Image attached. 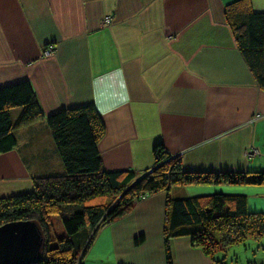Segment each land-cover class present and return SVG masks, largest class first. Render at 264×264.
Instances as JSON below:
<instances>
[{
	"label": "crops",
	"instance_id": "obj_1",
	"mask_svg": "<svg viewBox=\"0 0 264 264\" xmlns=\"http://www.w3.org/2000/svg\"><path fill=\"white\" fill-rule=\"evenodd\" d=\"M237 1L0 0V88L29 83L45 117L94 106L104 126L97 150L106 173L152 169L159 142L184 172H264V90L224 19ZM248 1L264 15V0ZM50 47L54 53L44 57ZM37 125L52 140L44 120L21 135ZM18 131L16 147L0 155V199L32 193L35 179L55 176L54 165L64 174L55 146L56 159L45 161V148L20 144ZM245 150L258 155L247 158ZM167 195L239 197L248 214L264 215V186L172 187L102 227L82 264H165ZM169 245L172 264H212L188 238Z\"/></svg>",
	"mask_w": 264,
	"mask_h": 264
},
{
	"label": "trees",
	"instance_id": "obj_2",
	"mask_svg": "<svg viewBox=\"0 0 264 264\" xmlns=\"http://www.w3.org/2000/svg\"><path fill=\"white\" fill-rule=\"evenodd\" d=\"M224 19L240 55L264 90V15L254 14L248 0H239L225 8ZM15 109H21V113L13 121L11 111ZM41 120L50 130L64 175L35 179L32 193L0 199V226L34 221L42 231L44 244L37 264H74L78 251L74 239L88 231L91 235L86 236L82 264L102 227L127 215L136 201L160 191L168 192L177 186H264V172H184L179 157L170 156L160 142L152 149V169L143 173H106L97 150L104 126L94 106L61 109L45 117L27 82L0 88V155L16 147L15 130ZM109 195L117 200L106 202ZM245 204V199L239 197L215 195L172 200L167 195L163 227L165 264H172L169 242L177 238H188L191 246L209 257L212 264H225L224 260L214 259L216 241L210 240L209 234L205 238V228L217 231V243H225L222 248L248 238H264V215L248 214ZM206 244L213 249L211 252Z\"/></svg>",
	"mask_w": 264,
	"mask_h": 264
},
{
	"label": "rangeland",
	"instance_id": "obj_3",
	"mask_svg": "<svg viewBox=\"0 0 264 264\" xmlns=\"http://www.w3.org/2000/svg\"><path fill=\"white\" fill-rule=\"evenodd\" d=\"M20 113H21V109L12 110L11 111L12 120L14 121L19 116ZM33 128L34 129H32V131L37 130V132H32L29 136L21 135V134H25V131L22 130L21 128L19 129V131L16 133V136L20 144H22V142H25V140H30L29 144L31 145V147L41 146L45 148L44 150L45 152L44 151H42L41 153L39 152L41 155H45L46 157L45 161L51 162L55 160L57 153L54 147L55 145H53L52 140L50 139L48 140V137L43 132H40L41 130L39 129L40 127H38V125L37 127H33ZM28 132H31V131H28ZM48 144H51V146H47ZM23 148L24 146H22V150ZM246 152L247 150H245L244 152L245 157H247L245 154ZM29 162L31 165V160ZM41 166H43V163H41ZM53 168L54 170H52L50 174L55 175L54 177L56 176L59 177V176L64 175V174H59L60 169L58 165L57 166L54 165ZM112 196L113 195L107 196L106 202L117 200V198H111ZM214 224H216V221ZM205 230H206L205 238L207 237V234H209L210 240L212 239L216 241L215 245H216V248H218V250L213 251L215 252L213 254V257L215 259L224 260L225 264H264V238H260V239L248 238V239L243 240L239 244H233L226 248H222V245H224L225 243H223L222 245L221 244L219 245L217 243L218 236H219L217 235V231H215V229L211 227L205 228ZM87 233L89 234V232L87 231L84 233V235L78 236L77 239H74L77 244V248H78V251L75 255L76 257L74 260V264H80V261L84 253L83 248L85 247V244L88 243V240L86 241ZM90 235L91 234H89V236ZM89 236H88V239H89ZM206 246H208V244H206ZM208 248H210L209 249L210 252L213 250L211 249V246H208Z\"/></svg>",
	"mask_w": 264,
	"mask_h": 264
},
{
	"label": "water",
	"instance_id": "obj_4",
	"mask_svg": "<svg viewBox=\"0 0 264 264\" xmlns=\"http://www.w3.org/2000/svg\"><path fill=\"white\" fill-rule=\"evenodd\" d=\"M43 244V234L36 222L6 223L0 226V264H37Z\"/></svg>",
	"mask_w": 264,
	"mask_h": 264
},
{
	"label": "built area",
	"instance_id": "obj_5",
	"mask_svg": "<svg viewBox=\"0 0 264 264\" xmlns=\"http://www.w3.org/2000/svg\"><path fill=\"white\" fill-rule=\"evenodd\" d=\"M108 22H109V18H108V17H106V18H104V19L102 20V23H103V24H106V23H108ZM53 53H54V50H53L52 47H50V48H47V49L44 51L43 56H44V57H50ZM245 154H246V156H247L248 158H253V157H256V156L258 155V152H257V151H254V150H247V152H246Z\"/></svg>",
	"mask_w": 264,
	"mask_h": 264
}]
</instances>
